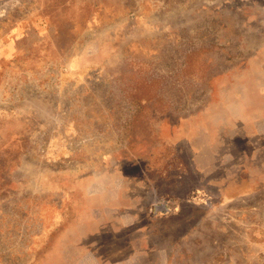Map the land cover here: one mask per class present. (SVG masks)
I'll list each match as a JSON object with an SVG mask.
<instances>
[{
    "label": "rangeland",
    "instance_id": "rangeland-1",
    "mask_svg": "<svg viewBox=\"0 0 264 264\" xmlns=\"http://www.w3.org/2000/svg\"><path fill=\"white\" fill-rule=\"evenodd\" d=\"M0 264H264V0H0Z\"/></svg>",
    "mask_w": 264,
    "mask_h": 264
},
{
    "label": "crops",
    "instance_id": "crops-1",
    "mask_svg": "<svg viewBox=\"0 0 264 264\" xmlns=\"http://www.w3.org/2000/svg\"><path fill=\"white\" fill-rule=\"evenodd\" d=\"M158 170V169H157ZM159 171V170H158ZM179 175H181L180 173H179Z\"/></svg>",
    "mask_w": 264,
    "mask_h": 264
}]
</instances>
